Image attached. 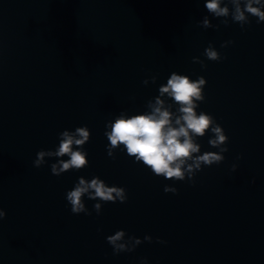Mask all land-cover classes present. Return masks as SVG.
<instances>
[{
  "label": "water",
  "instance_id": "water-1",
  "mask_svg": "<svg viewBox=\"0 0 264 264\" xmlns=\"http://www.w3.org/2000/svg\"><path fill=\"white\" fill-rule=\"evenodd\" d=\"M204 5L0 0V208L7 214L0 264H264V22L250 16L242 29L228 17L224 25ZM206 15L218 29L200 26ZM226 41L234 43L221 47ZM209 44L227 58L208 60ZM173 72L206 79L197 112L211 114L229 137L225 159L202 166L194 185L155 176L123 146L115 159L106 149V125L121 112L149 111ZM85 125L88 167L55 176L57 158L34 166L62 131ZM212 136L198 140L201 154L219 151ZM81 176L124 187L127 202H101L97 215L100 201L85 196L91 215L73 214L66 193ZM121 229L152 242L114 255L106 237Z\"/></svg>",
  "mask_w": 264,
  "mask_h": 264
},
{
  "label": "clouds",
  "instance_id": "clouds-1",
  "mask_svg": "<svg viewBox=\"0 0 264 264\" xmlns=\"http://www.w3.org/2000/svg\"><path fill=\"white\" fill-rule=\"evenodd\" d=\"M204 6L212 16L223 17L221 23L224 25H228V17L239 23L242 29L251 24L250 16L256 17L258 24L264 22V0H205ZM198 23L205 29L219 28V25L211 23L207 15ZM230 43L234 42L226 41L221 47H227ZM204 55L208 60L217 62L227 58L222 57L211 44L205 49ZM193 63L201 64L202 68L207 67L198 57H193ZM156 80V76L151 77L152 83H156ZM143 83L147 85L149 81L145 79ZM206 84L203 76L192 80L188 75L173 72L166 84L160 85L159 94L154 100L148 101L149 111L130 116L121 112L114 122L106 125V129H110L105 131L109 141L106 145L108 156L115 159V150L123 146L122 150H126V154L134 158V162L142 163L155 176L173 181L187 179L194 185L195 175L202 170V166L220 164L225 159L223 153L228 151L226 145L229 137L223 127L211 114L197 112L199 102L205 100ZM209 132L213 134L208 140L209 145L219 151H205L201 154V144L198 140ZM90 135L86 125L77 127L74 131H62L55 150L38 151L34 166H43L46 163L45 157L57 158L56 162L50 165L51 173L55 176L88 167V153L84 150V145L90 140ZM65 156L68 159H63ZM237 167L233 164L232 171H236ZM252 183H255L254 179ZM164 192L178 194V189L165 185ZM85 196L89 200L100 201L93 205L97 215L102 212V203H126L128 199L124 187L108 186L99 176H94L91 180L81 176L73 189L66 193V200L71 205L73 214L91 215L84 202ZM6 215L0 208V221H3ZM126 236V232L121 229L106 237L114 255L133 252L144 241L152 242L149 235H146L143 241L135 236ZM157 243L167 242L157 238ZM140 264H148L147 258H142Z\"/></svg>",
  "mask_w": 264,
  "mask_h": 264
}]
</instances>
